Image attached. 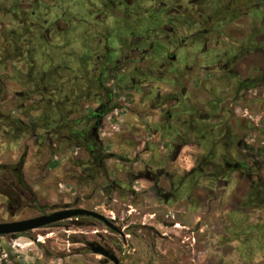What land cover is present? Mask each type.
I'll return each mask as SVG.
<instances>
[{"label":"flooded vegetation","instance_id":"flooded-vegetation-1","mask_svg":"<svg viewBox=\"0 0 264 264\" xmlns=\"http://www.w3.org/2000/svg\"><path fill=\"white\" fill-rule=\"evenodd\" d=\"M0 29L4 124L29 123L34 129L39 123L3 110L10 71L3 65L16 59L12 73L35 75L39 91L16 93L24 101L19 110L29 103L49 110L69 105L61 118L80 128L70 135L54 130L60 138L79 140L90 131L103 143L104 120L123 108L142 129L134 137L169 139L165 148L161 143L144 149L145 163L134 154L124 187L128 221L86 209L112 227L80 217L87 228H104L92 232L94 238L82 237L83 252L101 256L104 264H132L137 252L132 240H147L141 238L146 232L159 237L158 227H178L185 201L263 197L264 0H0ZM35 58L42 59L38 67ZM182 154L192 159L189 169L179 162ZM93 169L85 165L87 181L98 174L107 178V172ZM109 186L123 188L111 181L106 192ZM146 216L153 222H143Z\"/></svg>","mask_w":264,"mask_h":264},{"label":"rangeland","instance_id":"rangeland-1","mask_svg":"<svg viewBox=\"0 0 264 264\" xmlns=\"http://www.w3.org/2000/svg\"><path fill=\"white\" fill-rule=\"evenodd\" d=\"M1 33L0 29V37ZM41 62L42 59L35 58L37 67ZM19 63V60L12 59L3 65L10 67L6 76L8 102L3 110L27 119L36 117L39 123L31 129L29 123L18 126L4 124L0 120V164L16 165L24 157V179L36 201L25 198L20 206L14 208L0 195V223L30 219L65 208L94 207L107 217L115 216L119 221H128L129 202L124 187L134 154L145 163L148 156L142 151L158 148L161 143V147L165 148L169 139L150 134L134 137L133 131L137 128L142 131L140 125L136 126L135 123L134 126V122L128 119L127 111L122 107L117 108L104 120L99 131L104 149L115 156L106 161L107 178L103 179L98 174L87 181V175L83 172L85 165H76V161H87L86 154L60 138V132L65 133L64 130L54 132L58 131L60 121H65L61 114L69 111V105L61 110H49L46 104H37L32 109V103L26 104L23 109L17 108L24 101H19L16 93L38 91V86L34 84L35 75L12 73L11 69ZM39 87L40 92H43L42 86ZM30 99L34 101L36 98L31 95ZM52 119L55 120L54 124ZM44 121L50 122H47V128L43 127ZM179 162L185 169H189L193 163L184 154L180 156ZM140 163L138 161V166ZM111 181L118 182L123 187L122 191H115L109 186L111 191L106 192L105 187ZM247 185L249 187L250 182ZM248 195L246 201L229 199L222 204H193L185 201L178 227H158L159 237H152L146 232L141 238L147 240H132L137 249L136 262L132 264H264V193L262 198L250 197V193ZM142 221L150 223L153 219L146 216ZM85 226V220L78 217L19 236L0 237V264H104L100 262L101 256L83 252L80 243L82 237L94 238L96 234L92 232L104 228L99 224H91L89 228ZM85 232L86 235L83 234ZM161 234L165 236L161 237ZM126 240L129 242L130 239ZM145 245L148 247L147 252L143 250ZM124 249L127 251L125 246Z\"/></svg>","mask_w":264,"mask_h":264},{"label":"trees","instance_id":"trees-1","mask_svg":"<svg viewBox=\"0 0 264 264\" xmlns=\"http://www.w3.org/2000/svg\"><path fill=\"white\" fill-rule=\"evenodd\" d=\"M44 125L46 127L48 126V124ZM96 126L98 128L99 124ZM57 127H59L58 130H64L69 134L76 132L74 129H79L80 125L78 126L74 122L63 121ZM89 132L88 136H82L79 140H69L73 146L82 148L87 157V161H84V163L76 161V165L81 166L84 164L89 169L94 168L92 172L106 174V160L115 156L104 151L103 143L98 135H91ZM23 162L24 157L16 165L0 164V195L12 203L14 208H17L26 197L32 201H36L34 193L24 179ZM14 236L19 235H9V237Z\"/></svg>","mask_w":264,"mask_h":264},{"label":"water","instance_id":"water-1","mask_svg":"<svg viewBox=\"0 0 264 264\" xmlns=\"http://www.w3.org/2000/svg\"><path fill=\"white\" fill-rule=\"evenodd\" d=\"M82 216H91L97 220L103 221L106 225L112 227L109 221L102 215L82 208H71L62 209L50 214H45L21 221L0 223V237L27 233L35 229L50 226L57 222ZM94 251L98 254L109 257L108 253L103 249H95Z\"/></svg>","mask_w":264,"mask_h":264}]
</instances>
